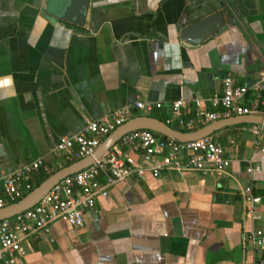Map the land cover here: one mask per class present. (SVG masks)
<instances>
[{
    "label": "crops",
    "instance_id": "obj_1",
    "mask_svg": "<svg viewBox=\"0 0 264 264\" xmlns=\"http://www.w3.org/2000/svg\"><path fill=\"white\" fill-rule=\"evenodd\" d=\"M64 2L0 0V177L40 155L50 170L73 161L51 152L58 137L113 108L167 118L176 98L207 106L226 74L251 85L264 73V0H88L81 24L59 16ZM216 10L223 30L181 42V26ZM247 127L210 134L232 157L223 176L146 169L106 185L80 226L58 218L24 239L17 264H249L240 241L259 220L244 216L239 188L264 194V152ZM248 158L260 169L248 174Z\"/></svg>",
    "mask_w": 264,
    "mask_h": 264
},
{
    "label": "built area",
    "instance_id": "obj_2",
    "mask_svg": "<svg viewBox=\"0 0 264 264\" xmlns=\"http://www.w3.org/2000/svg\"><path fill=\"white\" fill-rule=\"evenodd\" d=\"M249 89L253 90V95L245 102L243 99ZM260 94H264V73L251 85L239 83L226 74L221 78L219 92L208 98L207 106L197 96L192 98L191 106L186 100L176 98L169 104L165 122L175 121L178 127L191 130L230 115L254 113L264 116V96L259 98ZM133 105L148 111L161 103L136 98ZM129 115L126 105L113 108L87 120L80 130L61 134L50 150L73 160L90 154L100 140ZM247 128L254 138V145L264 152V123L249 122ZM155 156L159 159L154 160ZM231 158L227 146L210 135L177 141L159 137L148 129L128 131L89 165L59 179L34 204L0 219V264H17L25 253L24 239L39 232L49 233L55 219L80 226L84 210L93 205L95 195L106 185L139 176L146 169L154 176L162 169H187L219 178L226 173ZM39 169L50 170L42 155L2 174L0 206L29 190L30 176ZM244 169L250 174L259 170L260 165L248 158ZM239 199L244 216L259 220L242 236L241 249L248 253L249 264H264V214L255 211V206L264 201V194L253 193L250 184H246L239 188Z\"/></svg>",
    "mask_w": 264,
    "mask_h": 264
},
{
    "label": "water",
    "instance_id": "obj_3",
    "mask_svg": "<svg viewBox=\"0 0 264 264\" xmlns=\"http://www.w3.org/2000/svg\"><path fill=\"white\" fill-rule=\"evenodd\" d=\"M87 2L88 0H65L59 16L81 24L84 19ZM225 27L226 25L224 24L222 12L216 10L193 22L181 26L178 30V36L183 44H196L209 34L217 33ZM249 122L264 123V116L254 113L230 115L204 123L191 130H182L170 126L167 122L153 115H131L110 130L90 154L56 168L18 199L1 205L0 219L10 217L34 204L59 179L89 165L94 159L99 158L113 143L116 142L117 139H119L121 135L128 131L135 129H148L155 131L164 137L177 141H184L210 135L214 130L226 125Z\"/></svg>",
    "mask_w": 264,
    "mask_h": 264
},
{
    "label": "trees",
    "instance_id": "obj_4",
    "mask_svg": "<svg viewBox=\"0 0 264 264\" xmlns=\"http://www.w3.org/2000/svg\"><path fill=\"white\" fill-rule=\"evenodd\" d=\"M264 96V94H260L259 95V98H262ZM151 115H153V116H156V117H158V118H160V119H162L163 121H165L166 120V113H158V114H151ZM170 126H172V127H176V128H180V127H178L176 124H172V123H170V122H167ZM180 129H182V130H186L185 128H180ZM155 135H157V136H159V137H164V136H162V135H160L159 133H157V132H155V131H152ZM70 160H72V159H70ZM69 161H64L61 165H65V164H67ZM58 167H60V166H54L53 168H51V170H49L48 172H43L42 170H38V171H36V172H33L32 173V175L30 176V184H31V188L34 186V185H36L41 179H43L47 174H49L51 171H53V170H55L56 168H58ZM25 193V191L24 192H22V194L21 195H23ZM20 196H18L16 199H18ZM15 199V200H16Z\"/></svg>",
    "mask_w": 264,
    "mask_h": 264
},
{
    "label": "rangeland",
    "instance_id": "obj_5",
    "mask_svg": "<svg viewBox=\"0 0 264 264\" xmlns=\"http://www.w3.org/2000/svg\"><path fill=\"white\" fill-rule=\"evenodd\" d=\"M172 124H174V123H172ZM28 191V190H27ZM27 191H25V192H27Z\"/></svg>",
    "mask_w": 264,
    "mask_h": 264
}]
</instances>
